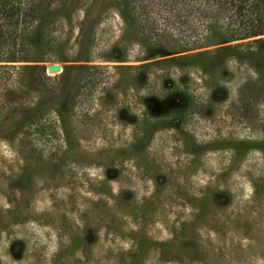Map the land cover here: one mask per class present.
I'll list each match as a JSON object with an SVG mask.
<instances>
[{
    "label": "rangeland",
    "instance_id": "rangeland-1",
    "mask_svg": "<svg viewBox=\"0 0 264 264\" xmlns=\"http://www.w3.org/2000/svg\"><path fill=\"white\" fill-rule=\"evenodd\" d=\"M122 1L20 2L43 10L51 36L15 40L27 61L14 64L44 76L26 69L1 98L0 264H264V90L247 94L253 69L226 54L207 77L192 56L215 46L161 55L125 38ZM172 80L193 97L175 115L149 90Z\"/></svg>",
    "mask_w": 264,
    "mask_h": 264
},
{
    "label": "trees",
    "instance_id": "trees-1",
    "mask_svg": "<svg viewBox=\"0 0 264 264\" xmlns=\"http://www.w3.org/2000/svg\"><path fill=\"white\" fill-rule=\"evenodd\" d=\"M20 2L0 0V107L3 106V96L19 89L26 69L41 78L44 76L41 65L19 67L14 64L27 61V57L15 56V51H20L19 45L23 43L15 40L24 41L34 36L33 42L48 41V36H51L50 31H47L48 17L42 11L48 10L56 0H35V6L43 10L33 16L21 8ZM122 3V36L125 38L138 36L146 47L161 55L215 46L191 55L201 59L204 76L213 74L209 64L215 60L221 61L222 56L230 54L233 60L246 61L253 69L254 77L245 82L247 94L264 90V0H123ZM166 13L168 16L165 18ZM159 15H164L161 22L157 20ZM171 18L173 22L169 25L167 20ZM44 29L46 32L42 31ZM171 40L178 43L176 48L169 47ZM40 55L41 52L36 53L34 61H42ZM14 69H17L16 75ZM87 69L93 67L87 66ZM89 74L86 75L87 79L90 78ZM13 76H16L14 80ZM85 82L88 81L85 79L78 88L77 99L81 101L84 99ZM221 86L222 90L228 91L226 85ZM153 89L154 85L149 88L150 92L158 91V96L160 93L167 94L166 107L172 115L192 107L193 97L177 81L172 80L170 86L162 85L161 88ZM92 91L89 89V96ZM39 123L38 126L42 124Z\"/></svg>",
    "mask_w": 264,
    "mask_h": 264
},
{
    "label": "water",
    "instance_id": "water-1",
    "mask_svg": "<svg viewBox=\"0 0 264 264\" xmlns=\"http://www.w3.org/2000/svg\"><path fill=\"white\" fill-rule=\"evenodd\" d=\"M61 65L59 63H48L46 64V72L48 74L55 73L59 70L61 71Z\"/></svg>",
    "mask_w": 264,
    "mask_h": 264
},
{
    "label": "bare ground",
    "instance_id": "bare-ground-1",
    "mask_svg": "<svg viewBox=\"0 0 264 264\" xmlns=\"http://www.w3.org/2000/svg\"><path fill=\"white\" fill-rule=\"evenodd\" d=\"M57 72H59V70ZM57 72H55V73H57Z\"/></svg>",
    "mask_w": 264,
    "mask_h": 264
}]
</instances>
